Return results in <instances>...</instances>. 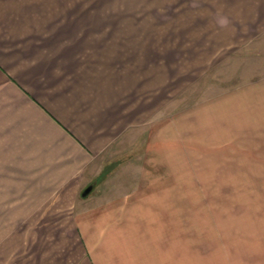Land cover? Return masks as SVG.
I'll return each instance as SVG.
<instances>
[{
  "label": "crops",
  "instance_id": "0c3cea01",
  "mask_svg": "<svg viewBox=\"0 0 264 264\" xmlns=\"http://www.w3.org/2000/svg\"><path fill=\"white\" fill-rule=\"evenodd\" d=\"M177 1L188 36L173 91L170 49L138 28L120 41L124 29L83 25L59 0H0V264H198L172 180L193 149L227 154L264 132V73L174 99L236 52L264 51V0ZM119 158L131 168L109 183Z\"/></svg>",
  "mask_w": 264,
  "mask_h": 264
},
{
  "label": "rangeland",
  "instance_id": "374dc122",
  "mask_svg": "<svg viewBox=\"0 0 264 264\" xmlns=\"http://www.w3.org/2000/svg\"><path fill=\"white\" fill-rule=\"evenodd\" d=\"M59 1L60 10L83 17L77 19L84 22L83 25L107 28L110 32L113 28L124 29V36L120 35L124 38L120 41H130L132 35L127 32L138 28L142 42L156 43L158 52L170 49L168 54L171 55L172 65H176L173 71L182 62V54L186 55L181 43L188 35L180 33L175 23L180 20L173 19L175 10L180 7L177 0ZM108 37L112 39L116 36ZM197 53V58L190 55V64L186 63L192 71L185 75L192 78L197 76L198 65L203 62V52L198 50ZM227 65L190 86L186 93H179L174 99V107H182L201 96L213 95L258 78L264 73V51L236 52ZM173 76L175 91V82L186 76L177 77L175 71ZM189 79L192 81L191 77ZM186 94L189 97H184ZM262 134L264 132L256 131L247 140L238 136V143L248 145L238 144L235 148L231 147L227 154L219 147H206L205 153L193 149L183 164L186 171L182 174H186L187 178L172 180L174 192L178 189L182 191V196L173 195V202L185 208L181 213L189 221L190 263L195 253L199 258L198 264H264ZM121 160H111L106 165L102 175L112 174L109 183L130 170L131 163ZM173 214L176 215V211Z\"/></svg>",
  "mask_w": 264,
  "mask_h": 264
},
{
  "label": "water",
  "instance_id": "95a60500",
  "mask_svg": "<svg viewBox=\"0 0 264 264\" xmlns=\"http://www.w3.org/2000/svg\"><path fill=\"white\" fill-rule=\"evenodd\" d=\"M93 185L88 186L82 193V197H86L92 190Z\"/></svg>",
  "mask_w": 264,
  "mask_h": 264
}]
</instances>
